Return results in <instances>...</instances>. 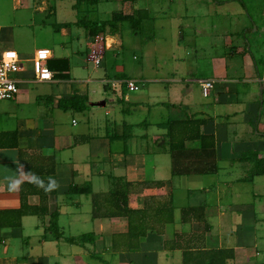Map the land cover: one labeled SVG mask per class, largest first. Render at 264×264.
Listing matches in <instances>:
<instances>
[{"label": "crops", "instance_id": "crops-1", "mask_svg": "<svg viewBox=\"0 0 264 264\" xmlns=\"http://www.w3.org/2000/svg\"><path fill=\"white\" fill-rule=\"evenodd\" d=\"M41 1L42 11L55 12L51 0H25L34 7ZM236 1L247 7L245 11L231 6ZM72 3L76 19L54 26L60 38L49 47L48 65L54 79L39 82L51 85L37 96L41 116L17 129L0 128V133L17 130L19 136V148L0 146V211L21 206L23 181L53 179L57 190L49 195L48 205L50 212L59 213L63 236L48 229L50 214L24 215L21 226H0V264H154L156 252L165 254L167 264H182V249H166L159 240L171 239L176 231H204L203 222L182 220V208L188 206L205 207L211 225L206 247L233 248L235 257L228 264L253 262L247 248L264 243V204L255 207L253 202L243 201L242 194L243 185L251 182L264 196V182L255 183L264 176V0ZM255 3L258 9L252 11ZM115 14L141 21L138 28L129 20L112 26ZM168 14L193 22L219 20L194 26L195 34L200 30L210 35L196 39L192 34L186 59L177 57L181 66L159 76L154 66L150 73L145 72L142 63L131 71L127 48L131 46L133 58L141 62L146 50L139 35ZM127 22L133 40L126 36ZM190 26H173L185 47L183 39ZM21 56L26 60L22 83L36 82L27 65L33 58ZM202 67L205 75L194 78L200 72L194 70ZM126 78L140 80L141 89L129 91L123 83ZM202 80L214 81L208 96ZM75 93L87 96L89 106L82 111L62 109L59 100ZM16 99L29 100L24 93ZM101 100L106 104H92ZM70 112L82 113L84 120L63 116ZM189 116L203 120L202 134L215 136V155L201 149L200 139L186 141V150L173 155L169 123ZM0 138L7 136L1 134ZM22 149L29 154L31 174L21 162ZM175 166L180 172H174ZM120 179L134 184L163 182L144 188L139 185L130 192L133 208L145 207L147 197H173L174 223L164 234L150 233L141 250H113L114 234L129 229L127 217L93 216V193L108 192ZM256 197L254 194V200ZM28 201L38 204L40 195L31 194ZM228 230L230 233L224 232ZM86 233H94L95 240L83 242L81 236ZM244 237L247 240L242 241ZM156 243L162 249H152ZM149 244L151 248L146 247ZM254 248L257 258H262L264 248Z\"/></svg>", "mask_w": 264, "mask_h": 264}, {"label": "trees", "instance_id": "trees-1", "mask_svg": "<svg viewBox=\"0 0 264 264\" xmlns=\"http://www.w3.org/2000/svg\"><path fill=\"white\" fill-rule=\"evenodd\" d=\"M91 3L97 0H88ZM129 20L135 28H138L140 19L132 15H114L110 21L112 26L120 22ZM59 106L64 109H76L82 111L89 106L88 97L75 93L69 98L59 100ZM202 119L188 117L185 120H171L169 123V136L171 150L173 155L176 152L186 150V141L200 139V147L209 155H215V136L213 134H202ZM0 146L19 148V136L17 130L0 133ZM21 152V162L26 168L28 174L32 173L31 165L26 158L24 150ZM216 167V166H215ZM215 167L213 169H215ZM211 169V170H213ZM54 171V169H53ZM174 172L180 170L174 167ZM162 185L163 182H142L134 184L120 179L114 182L111 190L108 192L93 193V216L98 217H127L129 229L127 232L114 234L113 250L114 251H135L141 250L142 243L146 241L150 233L164 234L166 227L175 221L174 203L172 195L157 199L147 197L145 207L133 208L129 204V193L136 189L137 186L151 187L153 185ZM56 181L49 180H26L21 185V206L17 209L0 211V226H21L24 215L36 214L41 217L50 214L51 220L49 230L57 237H62L58 222L57 211L50 212L48 205L49 195L56 192ZM39 194L40 202L30 204L28 196ZM182 220L184 222L201 221L204 223V231L198 232H174L171 239H164V248L169 250L182 249V264H228L229 259L235 257L233 248H208L205 245L206 232L211 229L205 214L204 206H188L182 208ZM83 242L95 240L94 233H86L81 236ZM70 241L75 242L74 239Z\"/></svg>", "mask_w": 264, "mask_h": 264}, {"label": "rangeland", "instance_id": "rangeland-1", "mask_svg": "<svg viewBox=\"0 0 264 264\" xmlns=\"http://www.w3.org/2000/svg\"><path fill=\"white\" fill-rule=\"evenodd\" d=\"M171 1L172 0H163V2H171ZM173 1L178 2V0H173ZM236 2L237 3L234 2L231 6L232 7L234 6L235 8L240 7L242 8L243 11H245L247 7L244 8L243 3L240 1H236ZM51 4L54 6L55 12L42 11L41 9V5H43L42 1L40 2L39 5L35 4L37 6L34 7V6H29V4L25 2V0H0V45H2L4 48L15 49L21 55L23 54L24 56H26V58L29 59L34 58L36 54L35 50L37 48L38 49L49 48L50 46L54 45L53 43H55V41H57L60 38V35L58 34V31L55 29L54 26H61V23L65 21H72L76 19L77 11L75 13V11L73 10L72 0H51ZM255 4L256 7L253 8L252 11H256L258 9L257 3ZM201 16H203V14H201ZM199 19L200 20L193 22L192 19L190 20L181 19L171 14H168L161 18H157L155 20V25L153 24L156 27L152 29L149 28L147 30V33L144 32L143 36L139 35L140 37H138V39H141L142 42H145L143 47H145L146 50V56L142 54L141 62L133 58L134 54L130 53L132 51L131 46L127 48V56H130L129 69L132 71L134 65L136 64L141 65L142 63L145 72L150 73V66H154L155 71H157L159 76L168 73L176 65L181 66L183 63L179 62L180 58L177 57L182 56L184 59H186V48H188V45L192 40V34L195 35L193 38L196 39H200L201 37H208L210 35L209 32H205L201 34L200 30L197 31V34H195L194 26H199V24L206 25V23L208 22L219 20V19L203 20L202 18ZM189 24H192V26H190V30L185 33L187 36H185V38L183 39L184 43L187 44L186 45L187 47H185L184 44H181L177 40L175 36L176 35L175 31H173V26L185 27V26H189ZM125 26H127L125 32L127 34H130V35L126 34V36H129L133 40L132 36L134 35V33L130 23L129 22L125 23ZM224 32L225 29H223V31H220V33H224ZM150 35H153L154 39H151ZM188 36H190L191 38ZM56 51L57 54H60L59 46H57ZM28 64H30V73L32 74L33 72L32 75H34L33 62L32 61L28 62L27 65ZM203 68L204 67L194 70V71H200V72H195L193 74L194 78L201 75L202 76L205 75L203 74ZM183 71L185 70L183 69ZM77 72L75 71L76 75L77 74L83 75V73L80 72L77 73ZM186 72L190 73L188 72V70ZM50 89H51L50 84L47 85L39 82L23 81V83L20 84L21 92L19 93V96L24 93V95H26L29 98V100L28 102H18L17 99L2 100L0 102V128L5 127L9 129H17L22 125H30L31 122L35 121V118L38 119L42 114L40 110L41 106L37 101L38 93L46 92L49 91ZM81 114L82 113L80 112H70L65 115L63 114V116L68 117L69 119H71V117H75L76 119H79L80 122L81 119L84 120ZM27 129H28L27 127L21 128V131L25 132ZM24 152L26 153L25 156L29 155L26 150ZM263 180H264V176L256 178L255 183L263 184L264 182ZM243 187L245 188V191L242 194L243 195L242 198L244 199L243 201L253 202L255 204V207L259 205V202L264 204V196H260V194H262V190L257 185L248 182L246 183V185H243ZM254 194H257L258 196L255 198V200H254ZM34 220L36 221V218ZM263 221H264V217H263ZM29 228L31 229L32 227ZM224 232L230 233L229 230ZM244 240H247V237H244L242 241ZM159 241L160 243L163 244L164 240L163 238H161ZM255 246H258L261 249H263L264 243L260 241L258 243L255 242L254 245L247 248L249 252V256L250 257L253 256L252 257L253 262H251L250 260L249 263L247 264H264V249H263L262 258L261 257L257 258L258 255L256 254V252L254 253ZM146 247L151 248L152 244L146 245ZM152 249L158 251L162 249V245L156 243L155 245H153ZM164 255L165 254L162 253L161 254L159 253L158 255V253L156 252L154 264H167L165 259H163ZM175 264H177V262H175Z\"/></svg>", "mask_w": 264, "mask_h": 264}, {"label": "built area", "instance_id": "built-area-1", "mask_svg": "<svg viewBox=\"0 0 264 264\" xmlns=\"http://www.w3.org/2000/svg\"><path fill=\"white\" fill-rule=\"evenodd\" d=\"M52 56L49 48H42L36 51L32 59L34 68V81L44 82L54 79V74L48 65ZM100 59H97L99 62ZM26 60L18 51L12 48H3L0 45V102L2 100H14L20 92L22 78L21 73L25 70ZM123 83L126 88L135 92L141 89V82L136 78H126ZM213 80H202L203 92L206 96L210 94Z\"/></svg>", "mask_w": 264, "mask_h": 264}, {"label": "water", "instance_id": "water-1", "mask_svg": "<svg viewBox=\"0 0 264 264\" xmlns=\"http://www.w3.org/2000/svg\"><path fill=\"white\" fill-rule=\"evenodd\" d=\"M94 106H102L106 104L105 100H101V101H96L92 103Z\"/></svg>", "mask_w": 264, "mask_h": 264}]
</instances>
